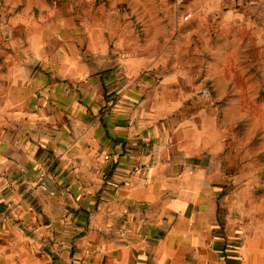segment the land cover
Masks as SVG:
<instances>
[{"label": "crops", "instance_id": "1", "mask_svg": "<svg viewBox=\"0 0 264 264\" xmlns=\"http://www.w3.org/2000/svg\"><path fill=\"white\" fill-rule=\"evenodd\" d=\"M172 6L171 32L187 41L201 30L193 20L216 19L211 28L264 40V0ZM129 21L136 41L115 31L82 48L65 32L28 61H0V264H264V239L253 244L252 220L220 181L226 99L205 79L224 104L196 112L194 79L164 71L157 43Z\"/></svg>", "mask_w": 264, "mask_h": 264}, {"label": "rangeland", "instance_id": "2", "mask_svg": "<svg viewBox=\"0 0 264 264\" xmlns=\"http://www.w3.org/2000/svg\"><path fill=\"white\" fill-rule=\"evenodd\" d=\"M172 4L173 0H0V61L9 56L28 61L30 48L58 44L65 32H77L82 48L88 43L99 46L100 40L110 43L115 31L127 34L125 41H136L129 21L134 19L146 42L159 43L158 50L149 52L153 60L165 63L163 70L174 71L179 79H194L196 101L189 104L196 112L214 107L202 85L205 79L211 82L215 96L226 99L221 129L215 134L225 143L220 153V181L234 197L241 216L252 220L257 235L253 244L257 246L259 237L264 239V40L211 28L213 21L219 22L216 19L210 23L193 20L190 25L199 23L201 30L187 41V35L171 32L176 25L165 13L174 11ZM118 5H126L128 13L107 11ZM178 9L182 7L177 4ZM187 13L193 15L189 9ZM193 43L198 47H187ZM204 54L208 58L203 72ZM187 59L193 65L184 68L182 62ZM166 61L174 62V67H168ZM199 75L202 78L196 81Z\"/></svg>", "mask_w": 264, "mask_h": 264}, {"label": "water", "instance_id": "3", "mask_svg": "<svg viewBox=\"0 0 264 264\" xmlns=\"http://www.w3.org/2000/svg\"><path fill=\"white\" fill-rule=\"evenodd\" d=\"M86 63L89 64L90 68L94 71H107L110 68L109 61L107 59H96L85 58ZM97 69V70H96Z\"/></svg>", "mask_w": 264, "mask_h": 264}, {"label": "trees", "instance_id": "4", "mask_svg": "<svg viewBox=\"0 0 264 264\" xmlns=\"http://www.w3.org/2000/svg\"><path fill=\"white\" fill-rule=\"evenodd\" d=\"M125 9H126V7H125V5H118V6H116L114 9H109V8H107V11H109V12H112V11H116V10H118V11H125ZM136 29H137V31L139 32V36H140V38H142V33L140 32V30H139V26L138 25H136ZM157 46H159V43H157V45H155L154 47H157ZM207 90H208V92L211 94V96H214L213 95V92H212V90H211V88H210V86H208L207 87ZM224 104V101H222V102H219V103H217L216 101H214L213 100V105H220V106H222ZM227 264H230L228 261H227Z\"/></svg>", "mask_w": 264, "mask_h": 264}, {"label": "built area", "instance_id": "5", "mask_svg": "<svg viewBox=\"0 0 264 264\" xmlns=\"http://www.w3.org/2000/svg\"><path fill=\"white\" fill-rule=\"evenodd\" d=\"M9 207L13 208V205H9ZM20 207H21L20 205L14 206V208H20ZM11 218L17 219V213H11Z\"/></svg>", "mask_w": 264, "mask_h": 264}]
</instances>
